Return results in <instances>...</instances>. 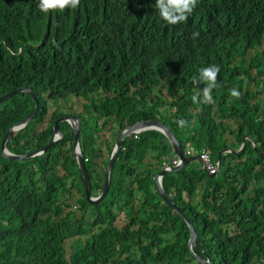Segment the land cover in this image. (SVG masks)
I'll use <instances>...</instances> for the list:
<instances>
[{"label": "trees", "instance_id": "trees-1", "mask_svg": "<svg viewBox=\"0 0 264 264\" xmlns=\"http://www.w3.org/2000/svg\"><path fill=\"white\" fill-rule=\"evenodd\" d=\"M155 3L80 0L75 10L45 14L38 0H0V95L27 88L38 101L5 148H41L54 120L66 115L54 109L35 131L47 101L82 99L80 112L69 115L80 119L79 149L96 196L118 132L159 120L183 151H205L214 160L219 154L213 177L197 161L161 177L195 231L192 252L210 264H264V0H198L175 25L161 19ZM209 65L220 68L213 102L203 103L201 93L194 103L205 85L193 78ZM99 90L105 96L94 98ZM32 108L22 92L0 101V141ZM58 128L61 138L40 155H0V264H199L187 248L184 220L152 179L161 158L173 154L160 132L123 138L104 196L89 204L70 127L63 121Z\"/></svg>", "mask_w": 264, "mask_h": 264}, {"label": "water", "instance_id": "water-1", "mask_svg": "<svg viewBox=\"0 0 264 264\" xmlns=\"http://www.w3.org/2000/svg\"><path fill=\"white\" fill-rule=\"evenodd\" d=\"M17 92H22V93L27 94L33 102V108L27 116H25L18 123L9 127L7 129V131L4 133V135L0 141V155H1V157L5 158V159H11V160H20V159H27V158H30L33 156L40 155L41 153H43L46 150V148L49 145H52L53 143H55L57 140H59L61 138L62 134L58 128V125L60 122H63V121L66 122L70 127V130L72 133V139H73L72 147H71V151H70L71 156L74 159V161L77 165V168L80 172V176H81V180H82V184H83L84 198L89 204H97L99 202V200L104 196L106 189L108 187L109 172H110L112 164L115 160L116 154H117L118 150L120 149L121 142H122L123 138L129 136L134 131L156 130V131L160 132L164 136V138L167 140V142L169 143L171 150L173 152L172 155H174L179 160V163L177 165L171 167L168 170L161 169V170L157 171L155 174H153L152 179H153L154 185L157 189V192L161 196L162 201L173 212H175L179 217H181L184 220V222L188 228V232H189L186 245H187V248L190 251V253L193 255V257L195 258V260L199 264H210L208 259H202L192 252L191 249L196 246L195 245V236H196L195 231H194L191 223L189 222L188 218L183 215L181 209L178 206H175L172 203V201L167 197V195L164 193V191L162 190V187H161V177L163 175L167 174L168 172H175V171L179 170L180 168L185 167L190 161H193V160H195L197 162L199 161V158L197 155L186 156V155L182 154L183 149L181 148L178 140L175 138V136L173 135V133L171 132V130L169 129L168 126H166L163 122H161L159 120L143 119V120L136 121L133 124L126 125L124 128H122L117 134V137L113 143L109 157L106 161L102 188H101L100 192L98 193V195L91 196L90 195V180L88 177L87 170L84 167L83 158H82V155H81L80 149H79L78 129H79L80 119L78 117H73V116L67 114V115L60 116L57 119H55L53 126H52L51 140L48 143L44 144L39 149L29 151V152H26L23 154H15V153L8 151L5 148V143L8 139V137L10 136V134L14 131H17V130L23 128L26 125V123L28 122V120L34 116L35 112L38 109V101H37L35 95L33 94V92L30 89H27V88H19L16 90L8 91V92L0 95V101L8 98L9 96H11L12 94H15ZM244 139H248V137L243 136V138L241 139L240 148L243 145ZM228 151H230V150H228ZM218 157H219V154L216 157L217 161H218ZM218 170H219V166L217 165V171ZM208 176L213 177L214 174H208Z\"/></svg>", "mask_w": 264, "mask_h": 264}, {"label": "clouds", "instance_id": "clouds-1", "mask_svg": "<svg viewBox=\"0 0 264 264\" xmlns=\"http://www.w3.org/2000/svg\"><path fill=\"white\" fill-rule=\"evenodd\" d=\"M197 3L198 0H156L155 8L157 9L159 16L165 23L170 25H175L178 23L186 22L188 17L191 16V14L193 13ZM79 4H80V0H38L37 7L40 12L47 14L50 11L63 12L65 9L68 8L75 10ZM198 36H199L198 31L192 33L193 39L198 38ZM12 54L15 55L16 53H12ZM219 71L220 68L217 65H209L199 70V77L193 78V84L197 85L203 83L205 87H203L200 93H198L197 95H193L192 101L194 103L200 102L199 95L201 93L203 96V103L209 104L213 102L212 91L213 89L219 86L217 82ZM230 95L239 98L240 93L236 89H231ZM178 123L179 126L182 127L187 122L184 120H180ZM217 172L218 171H216L215 173Z\"/></svg>", "mask_w": 264, "mask_h": 264}, {"label": "rangeland", "instance_id": "rangeland-1", "mask_svg": "<svg viewBox=\"0 0 264 264\" xmlns=\"http://www.w3.org/2000/svg\"><path fill=\"white\" fill-rule=\"evenodd\" d=\"M100 92V95L98 94H93L94 95V98H97V97H104L105 95H103L101 93V91L99 90ZM82 99H78V98H75L73 96H71L70 94H64L62 95L61 97L59 98H56V100H48L47 103H48V110H47V113H46V116L44 118V123H39L38 125H36L34 128H35V131H38L39 129H41L42 127H44L49 119V115L50 113L56 109L57 112H62V113H65L66 115L69 113H75V112H80V109H81V104H82ZM101 122V120H100ZM109 128H111V123L109 122L102 130V135L104 137H109L107 134H109ZM243 138V137H242ZM241 138V139H242ZM193 155H196V153L192 154ZM96 162H99V160H96ZM192 162H196V161H192ZM96 170L97 172H99V174L101 173V170H102V165L99 163L96 167ZM185 197V196H184ZM72 243V241H68L66 242V247L68 246V244Z\"/></svg>", "mask_w": 264, "mask_h": 264}, {"label": "built area", "instance_id": "built-area-1", "mask_svg": "<svg viewBox=\"0 0 264 264\" xmlns=\"http://www.w3.org/2000/svg\"><path fill=\"white\" fill-rule=\"evenodd\" d=\"M139 132L140 131H134L130 135L132 136V138H136ZM194 153L195 152L190 147H187L184 151H182V154L186 156H190ZM196 155L199 158V166L207 174H215V172L217 171L218 161L211 159L209 157V154L205 151H202L201 153L196 154ZM178 163H179V160L174 155H172L170 158L162 157L160 161V165H159V170L161 169L168 170L171 167L177 165Z\"/></svg>", "mask_w": 264, "mask_h": 264}, {"label": "crops", "instance_id": "crops-1", "mask_svg": "<svg viewBox=\"0 0 264 264\" xmlns=\"http://www.w3.org/2000/svg\"><path fill=\"white\" fill-rule=\"evenodd\" d=\"M109 136V134H107Z\"/></svg>", "mask_w": 264, "mask_h": 264}]
</instances>
